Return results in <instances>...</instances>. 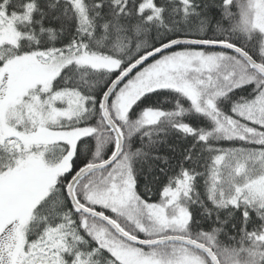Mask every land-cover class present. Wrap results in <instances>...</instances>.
<instances>
[{
  "label": "snow or ice",
  "instance_id": "snow-or-ice-1",
  "mask_svg": "<svg viewBox=\"0 0 264 264\" xmlns=\"http://www.w3.org/2000/svg\"><path fill=\"white\" fill-rule=\"evenodd\" d=\"M0 264H264V0H0Z\"/></svg>",
  "mask_w": 264,
  "mask_h": 264
}]
</instances>
